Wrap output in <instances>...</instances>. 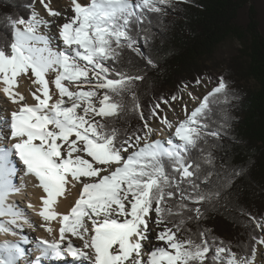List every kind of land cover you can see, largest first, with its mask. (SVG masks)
<instances>
[{"label": "snow or ice", "instance_id": "6c2138e0", "mask_svg": "<svg viewBox=\"0 0 264 264\" xmlns=\"http://www.w3.org/2000/svg\"><path fill=\"white\" fill-rule=\"evenodd\" d=\"M39 2L48 16H62L45 0ZM169 4L170 0H70L72 15L63 16L55 31L53 22L35 11L27 18L5 16L10 34L0 45V93L17 107L0 117V234L20 239L0 243V264H20L29 252L36 255L25 264H206L209 260L213 245L206 231L183 240L177 233L187 231V222L202 219L206 209L201 205L218 201L246 173L244 168H233L215 190L208 189L211 173L193 156L202 141L208 144L207 137L222 139L220 129L210 130V103L237 92L230 93L229 82L221 76L190 114L185 106L184 120L174 125L161 118L160 123L174 132L167 140H154L157 130L148 124L133 90L144 76L126 74L106 63L119 60L125 48L142 55L136 45L147 13H161ZM147 63L156 67L150 58ZM22 77L35 86L30 89L32 104L18 91ZM126 97H131L130 108ZM159 107L158 103L153 108V118H158ZM129 110L140 112L142 129L127 132L115 126ZM201 154L203 163H212L211 153L203 155L201 149ZM24 177L42 190L37 215L50 235L51 223L59 224L57 239L30 240L24 234V225L34 230L36 226L14 201L9 203L10 196L27 188ZM73 189L78 191L74 203L66 213L58 212L59 201ZM177 195L179 202L170 203ZM152 225L164 227L153 236ZM256 226L264 230L258 221ZM252 240L249 251L240 255L220 241L211 264H264V251L257 260L256 247L264 245V239ZM27 244L34 247L25 248Z\"/></svg>", "mask_w": 264, "mask_h": 264}, {"label": "trees", "instance_id": "16d2710c", "mask_svg": "<svg viewBox=\"0 0 264 264\" xmlns=\"http://www.w3.org/2000/svg\"><path fill=\"white\" fill-rule=\"evenodd\" d=\"M37 1L0 0V45L10 34L5 16L27 18ZM256 5V0H170L163 12L147 13L136 45L142 55L125 48L119 60L106 62L126 74L144 76L133 90L148 124L155 122L151 112L156 104L159 112L173 104L185 88H194L205 79L218 85L222 76L229 82V92H237L210 103V130L220 129L222 139L207 137L208 144L202 141L193 156L211 173L208 189L215 190L233 168H244L246 173L236 178L218 201L201 205L206 209L202 219L187 222V231L177 233L183 240L186 236L197 238L198 230L206 231L213 245L206 264H211L220 241L240 255L249 251L253 236L261 238L256 222L262 225L264 221V28ZM229 41H237L240 48L223 58L222 45ZM147 58L156 67L149 65ZM126 102L130 108L131 97H126ZM143 125L140 112L131 110L115 121L117 128L127 132ZM201 149L203 155L211 153V164L203 163ZM177 202L178 195L170 203Z\"/></svg>", "mask_w": 264, "mask_h": 264}, {"label": "bare ground", "instance_id": "6f19581e", "mask_svg": "<svg viewBox=\"0 0 264 264\" xmlns=\"http://www.w3.org/2000/svg\"><path fill=\"white\" fill-rule=\"evenodd\" d=\"M53 2L49 3V7L52 9L59 11L62 13L61 17H50L47 15V12L45 11L44 7L40 4L38 1L34 7V11L38 14V17H42L46 20L52 21L53 22V30H57L55 28L56 23H62L64 22L63 16H71V6H70V0H52ZM81 3H87V0H80ZM44 31L43 33H47L48 29L43 28ZM62 46V45H61ZM54 73L50 74V78L54 77ZM2 87V85H0ZM30 89L35 90V86L31 84V81L28 80L27 78H20V87L18 88V91L23 93L25 95V102L32 104L34 101L31 99L30 95ZM71 90L75 91V88H72ZM53 91L54 88H53ZM16 105H12L8 103L4 98L2 93H0V117L8 116L10 111L14 108H16ZM172 124H176L181 120H172L168 119ZM163 127V126H162ZM153 129L157 130V134H154L152 136V139H160V140H167L169 136L172 135L174 132V128L169 130L167 128L163 129H156L152 127ZM18 175H23V173H19ZM25 182L27 183V188L24 189L21 193L12 195L9 197V203L15 202L20 209L22 204L24 205V212L27 214L28 219L35 224V230L28 225H24L23 232L26 236L30 238V240H35L37 238H43L47 240H54L58 238V229H59V224L56 221H53L51 223V227L53 228V233L50 235L48 232L44 230L41 225L43 224V221L40 219V217L37 215V212L40 210V197L43 195L42 190L39 189L38 187H34V181L30 177H24ZM19 184V179L16 181ZM79 187V186H78ZM78 196V191L73 189L71 192H69L67 199H61L56 207V210L58 212L66 213L69 210V207L71 204L74 203L75 199ZM17 200V201H15ZM32 204L33 207L29 208L27 205ZM33 213V214H30ZM155 226V225H154ZM156 232H152V235L154 236ZM19 236H12V235H3L0 234V243H3L5 240L9 241H19ZM72 243L76 245L77 247L81 246V242L75 238H71ZM159 244V242L154 241V245ZM34 246V245H33ZM159 246H163L162 244H159ZM36 255V254H35ZM32 258V257H31ZM144 259H147V255L145 254ZM259 260V258H257ZM85 264H87V261H85Z\"/></svg>", "mask_w": 264, "mask_h": 264}, {"label": "rangeland", "instance_id": "374dc122", "mask_svg": "<svg viewBox=\"0 0 264 264\" xmlns=\"http://www.w3.org/2000/svg\"><path fill=\"white\" fill-rule=\"evenodd\" d=\"M176 1H180V0H176ZM45 2L49 4L53 1L45 0ZM256 4H257L256 7L259 12V19L261 20L260 23H261L262 28H264V0H256ZM34 7H33V11H34ZM41 30H43V28H41ZM41 32H44V31H41ZM222 46L223 47L221 50L223 52L222 54L223 58H226L229 52H234L236 49L240 48V45L237 43V41H229L228 43ZM212 85H214V83L211 80L209 81L204 80L200 84L196 85L194 89H189V88L184 89L182 95L177 100H175L173 104H166L164 107L160 108L158 112V118L155 119L154 123L149 124L150 127H154L158 130L165 128V126L160 123V119L164 117H167V119H172V120L185 119V106L187 108V112L190 114L192 111L191 109L197 105L195 100H197L204 91L210 90L212 88ZM96 119H99V117H97ZM125 155H127V153H125ZM119 219H122V218H119ZM154 219H155V215L153 213V220ZM262 225H264V221ZM151 227H152V232H157L159 230H162L164 225H160L159 228H156L154 225H152ZM260 231H261V239H264V230H262L261 227H260ZM257 249H258L257 258L260 259L259 254L260 252L264 251V245H257Z\"/></svg>", "mask_w": 264, "mask_h": 264}, {"label": "built area", "instance_id": "2783aa9c", "mask_svg": "<svg viewBox=\"0 0 264 264\" xmlns=\"http://www.w3.org/2000/svg\"><path fill=\"white\" fill-rule=\"evenodd\" d=\"M205 80L209 81L210 79H205ZM203 81H204V80H203ZM216 86H217V85H212V88H211L210 90H208V91H204V92L202 93V95H200L199 98H198L197 100H195L196 103H197V105H196L195 107H193L191 110L195 109V108L199 105V103L202 101V99L204 98V96L207 95L208 93H210V92H211ZM195 87H196V86H195ZM195 87H194V88H195ZM194 88H189V89H194ZM185 89H186V88H185Z\"/></svg>", "mask_w": 264, "mask_h": 264}]
</instances>
